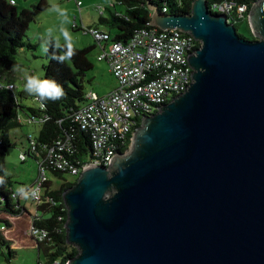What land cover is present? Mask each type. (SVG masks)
I'll list each match as a JSON object with an SVG mask.
<instances>
[{"label": "water", "instance_id": "water-1", "mask_svg": "<svg viewBox=\"0 0 264 264\" xmlns=\"http://www.w3.org/2000/svg\"><path fill=\"white\" fill-rule=\"evenodd\" d=\"M150 25L192 35L193 82L145 116L128 151L64 190L67 264H264V0L241 38L194 0Z\"/></svg>", "mask_w": 264, "mask_h": 264}, {"label": "trees", "instance_id": "trees-1", "mask_svg": "<svg viewBox=\"0 0 264 264\" xmlns=\"http://www.w3.org/2000/svg\"><path fill=\"white\" fill-rule=\"evenodd\" d=\"M116 4L123 8L118 12L108 7V18H102V24L109 29L115 30L114 41L127 43L137 29L151 27L152 11L155 7L161 14L187 15L191 12L194 0H115ZM219 0H208V6ZM240 5L246 6L243 18L234 24L241 38L255 41L258 38L250 29L248 18L255 4L260 0H234ZM17 3V2H16ZM48 9L45 0H40L30 9L19 10L17 6L10 4V0H0V215L6 214L11 217L31 216L32 224L48 232V238L43 243H38V251L44 256L43 264H67L76 257L78 250L69 245L66 240L65 223L67 210L63 202V192L75 184L74 181H66L60 187L53 189L52 181L47 183L45 196L49 199L43 204L36 205L34 215L29 214L27 207L22 204L21 197L14 198V184L6 175V157L10 148L14 146L10 132L23 127L21 114H25L33 120V125H39L36 137L28 136L29 147L25 152L26 162L29 157L39 161L44 156L45 150L56 145L58 140L70 138V143L75 149V158L88 160L92 153V142L88 132L83 130L75 117L85 103L87 92L85 82L87 74L93 70V63L89 55L93 47L76 49L57 44L52 38L46 43L43 66V80H52L64 91L65 95L59 99H40L39 108L29 107L23 100L29 95L25 92L18 96L14 88L10 89L2 83L3 77L19 65L17 57L22 50L36 51V45L31 43L28 31L32 23L41 13ZM167 9L164 13L163 10ZM245 27V29H244ZM140 125V124H139ZM138 125V126H139ZM132 137V136H131ZM129 137L127 144L121 149V153L128 151L131 144ZM32 141L35 142V150H30ZM21 153V154H22ZM54 177L63 179L65 174L55 172ZM30 188V187H29ZM28 189V188H27ZM24 188V191L27 190ZM28 198V197H27ZM3 227L11 228L9 220L0 219ZM0 252L6 254V261L10 262L15 256L12 242L6 238L0 230ZM42 264V263H39Z\"/></svg>", "mask_w": 264, "mask_h": 264}, {"label": "built area", "instance_id": "built-area-1", "mask_svg": "<svg viewBox=\"0 0 264 264\" xmlns=\"http://www.w3.org/2000/svg\"><path fill=\"white\" fill-rule=\"evenodd\" d=\"M76 2L80 8L82 3ZM10 4L17 5L16 0H10ZM209 11L225 15L227 22L234 25L243 18L246 6L234 0H219L209 6ZM76 27L73 24V28ZM82 31L102 46L97 59L107 62L117 80V87L105 96L87 91L85 103L76 114V122L90 134L92 153L88 160L76 159L70 138L58 140L37 162L39 175L36 182L25 191H14V198L26 193L40 205L49 200L45 196L46 185L51 182L49 175L58 172L79 177L90 166H110L143 117L156 113L161 105L185 92L193 82L188 57L200 47V42L190 34L179 30L162 31L151 26L137 29L132 38L123 43L114 41L109 32L99 28L83 26ZM104 43H107L106 49ZM29 122L34 121L29 119ZM30 150H35L34 141ZM20 157L25 160V154ZM29 235L36 245L48 238V232L35 227L32 222Z\"/></svg>", "mask_w": 264, "mask_h": 264}, {"label": "rangeland", "instance_id": "rangeland-1", "mask_svg": "<svg viewBox=\"0 0 264 264\" xmlns=\"http://www.w3.org/2000/svg\"><path fill=\"white\" fill-rule=\"evenodd\" d=\"M17 8L19 10L30 9L33 5L37 4L40 0H16ZM54 3V7L44 11L40 16L31 24L28 31V37L31 43L36 45V51H26L27 58L20 53L17 57V61L20 64L11 71H9L2 79L4 85L13 83L15 86L14 92L20 96L25 92L29 97L23 100L24 104L29 107L39 108L41 106L38 101L37 95L30 94L26 89L27 82H23L21 78L37 77L43 80L44 71L43 66L46 63L44 59L46 43L52 38L57 44H65L76 49H85L94 44L93 37L90 34H85L83 31H75L73 27L75 12H71L67 0L58 1ZM84 9L87 6V2L83 1ZM121 7V6H120ZM72 8V6H71ZM96 11L92 8V12ZM109 14L108 11L106 15ZM95 15H88L89 22H91ZM84 17V16H83ZM86 22V21H85ZM104 28H107L104 26ZM245 29V27H244ZM112 35H115V30L109 29ZM44 35V36H43ZM46 36V39H43ZM44 40V41H43ZM99 49L95 48L89 55V60L93 63V70H91L86 76L85 86L87 91H93L97 94H107L115 83V78L109 73L108 64L105 61H99L97 59ZM28 70L32 71V75H28ZM23 121V127L14 129L10 132V136L14 146L10 148V152L6 157V175L11 178L14 184L15 191H23L31 187L38 178L39 170L36 160L29 157L26 162L21 161V153L25 152L29 147L28 136L36 137L39 132V125L29 124L28 117L23 113L21 114ZM1 126L0 123V140H1ZM53 185V189L60 187L62 183L66 181H76L78 177L71 175H65L63 179L49 175ZM23 205L27 207L30 214L34 215L36 212V205L32 198H27L26 193L21 198ZM15 219L14 229H19L18 233L27 229V221L25 215ZM30 220V219H29ZM4 223H0V229H6ZM30 229V227H29ZM28 234V233H27ZM16 235V234H15ZM19 235L12 237L13 245L12 249L15 251V256L10 262L6 261L5 254L0 252V264H39L44 263L45 259L42 254L39 253L38 248L30 246L20 241Z\"/></svg>", "mask_w": 264, "mask_h": 264}, {"label": "crops", "instance_id": "crops-1", "mask_svg": "<svg viewBox=\"0 0 264 264\" xmlns=\"http://www.w3.org/2000/svg\"><path fill=\"white\" fill-rule=\"evenodd\" d=\"M58 1L61 2L63 0H45V2L48 5V9H50L51 7H54V3H55V5H57L56 3H59ZM67 1H68V4L70 5L69 9L71 10V12H75L76 13V16H74L73 24H76L77 27L76 28L72 27L75 31H80V30L82 31V27L83 26H85L86 28H92V27L93 28H99L101 30L109 32L111 34L112 39H113V35H112L111 31L108 30V27L106 25L102 24L101 21H102V18H108L109 14L106 15V13L108 11L107 10L108 7L114 8L118 12H123V8L120 7V5L116 4L115 0H77V1H80L82 3V6L80 8L77 6L76 0H67ZM83 1L87 2V6L84 9H82L84 7ZM71 6H72V8H71ZM92 8H94L96 11L92 12ZM108 13H109V11H108ZM87 14L88 15H95L94 16L95 19L92 18L93 20L91 22H89V18L87 17ZM104 26L107 27V28H104ZM43 39H46V36ZM93 40H94V38H93ZM90 47H93L94 49L98 48L99 49V54L102 52V46L99 45L95 40H94V44L92 46H90ZM104 47H105V49L107 48V43H104ZM25 52H26L25 50H22L20 53H22L25 56V58H27L28 55H26ZM99 54H98V56H99ZM19 65H23V64L19 63ZM108 70H109V67H108ZM27 72L29 73L28 75H32V71L31 70H28ZM109 73L111 74L110 70H109ZM21 80L23 82H27V78L26 77L21 78ZM6 85L9 87L10 85H14V84L13 83H9V84H6ZM116 87H117V80L115 79V83L113 85V88L109 92L114 90ZM14 89H15V86H14ZM107 94H103V95L98 94V95L99 96H105ZM33 123L34 122H32L31 124H33ZM22 197L23 196H21V198ZM19 217L23 218L22 216L11 217V216L6 215V214H1L0 215V219L9 220L10 223L12 224V227L11 228H6L4 230L0 229V230H2L4 235L6 236V238L12 242V245H13L12 237H15V236L19 235L20 236L19 239H20L21 242L26 243V244H30V246L38 248L36 243L34 242V240L29 235V230H30L29 227H30L31 222H32L31 216L28 215V214H25V217H26L25 220L27 221L26 223H28L27 224V229H25V231H21L20 233H18L19 229H14L15 219H18ZM1 228H3V226H1Z\"/></svg>", "mask_w": 264, "mask_h": 264}, {"label": "clouds", "instance_id": "clouds-1", "mask_svg": "<svg viewBox=\"0 0 264 264\" xmlns=\"http://www.w3.org/2000/svg\"><path fill=\"white\" fill-rule=\"evenodd\" d=\"M71 46L69 45V53L71 56ZM26 89L30 94L37 95L40 99L56 100L65 95L64 91L52 80H40L37 77H29ZM2 183V181H0Z\"/></svg>", "mask_w": 264, "mask_h": 264}]
</instances>
